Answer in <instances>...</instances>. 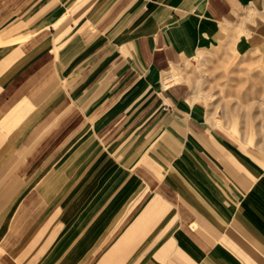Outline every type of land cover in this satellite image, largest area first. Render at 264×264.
<instances>
[{
	"label": "crops",
	"instance_id": "crops-1",
	"mask_svg": "<svg viewBox=\"0 0 264 264\" xmlns=\"http://www.w3.org/2000/svg\"><path fill=\"white\" fill-rule=\"evenodd\" d=\"M237 29L264 0H0V264H264V145L168 82Z\"/></svg>",
	"mask_w": 264,
	"mask_h": 264
},
{
	"label": "rangeland",
	"instance_id": "rangeland-1",
	"mask_svg": "<svg viewBox=\"0 0 264 264\" xmlns=\"http://www.w3.org/2000/svg\"><path fill=\"white\" fill-rule=\"evenodd\" d=\"M236 33L229 43L198 54L182 74L173 73L199 90V99L211 110L219 130L235 141L263 146L264 40L260 46L242 47L255 42H249L252 35L245 29Z\"/></svg>",
	"mask_w": 264,
	"mask_h": 264
},
{
	"label": "bare ground",
	"instance_id": "bare-ground-1",
	"mask_svg": "<svg viewBox=\"0 0 264 264\" xmlns=\"http://www.w3.org/2000/svg\"><path fill=\"white\" fill-rule=\"evenodd\" d=\"M175 77H177V75H175V74L173 73L172 78H175Z\"/></svg>",
	"mask_w": 264,
	"mask_h": 264
}]
</instances>
